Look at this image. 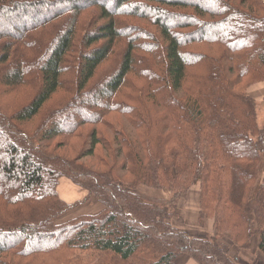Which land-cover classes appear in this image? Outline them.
Listing matches in <instances>:
<instances>
[{
  "label": "trees",
  "instance_id": "trees-1",
  "mask_svg": "<svg viewBox=\"0 0 264 264\" xmlns=\"http://www.w3.org/2000/svg\"><path fill=\"white\" fill-rule=\"evenodd\" d=\"M204 1L0 0V83L36 94L16 113L0 108L8 148L0 156V240H10L0 245V264H177L183 255L242 264L222 240L242 251L256 235L264 256V123L249 93L264 83V0ZM89 8L98 10L93 29L82 25ZM189 8L197 12H181ZM206 13L215 20L201 19ZM122 16L150 21L164 44L133 35L124 46ZM201 45L214 53L194 49ZM119 50L106 86L92 83ZM67 73L75 79L65 84ZM60 88L71 99L41 127L74 112L69 127L39 134L14 123L34 120ZM93 92L98 100L78 105ZM73 138L82 143L76 158L56 152ZM62 179L85 197L63 199ZM192 187L214 236L176 227ZM93 200L100 211L66 218Z\"/></svg>",
  "mask_w": 264,
  "mask_h": 264
},
{
  "label": "rangeland",
  "instance_id": "rangeland-1",
  "mask_svg": "<svg viewBox=\"0 0 264 264\" xmlns=\"http://www.w3.org/2000/svg\"><path fill=\"white\" fill-rule=\"evenodd\" d=\"M197 2L200 3L203 8L209 6L207 1L197 0ZM150 4L153 6L157 5V4H153V3H150ZM46 9L47 8H43L42 10H46ZM97 11H98L97 9L93 10L92 8H89L86 10V13H84L81 16V17H83V19L86 20V21L83 20V22H82L83 28L93 29L94 27H96L94 25V22H91L92 20H89V19H91L90 17L94 16L97 13ZM191 11H196V10L194 8L181 10V12H184V13L185 12L190 13ZM73 16H74V14H72V17ZM81 17H80V19H81ZM119 19L121 21L120 25L122 26V29L124 30V33L122 35H127L125 38L122 39L124 42V46L126 45L125 41L128 39V37H132L133 35L141 36L142 38H144L145 42H147V40L145 38H148V37L153 35V37H158L159 40L161 41V43L164 44L162 37H160V35H161L160 31L155 26H153L150 23V21L144 20L141 18H133L130 16H122ZM201 19H204L205 21L206 20L207 21H214L215 17L213 15H209L206 13V14H203V17H201ZM63 21H64V19L61 20V23H63ZM68 26H69V24H68ZM190 31H192V30H190ZM16 33H17V31H16ZM153 37H152L150 42H155ZM240 39H242V38H240ZM188 49H190V47H188ZM191 49H193V46L191 47ZM194 49L199 50V51H210V53L211 52L214 53L213 50H211L209 47L204 46V45L194 46ZM122 54H123V52L121 50L116 52V54L113 55L111 57V59L109 61H107L106 64L100 69L99 75L96 77V79L92 80V83H94V81H99V82L103 83V84H101L102 87L106 86L105 82L107 81L108 77H110V75H112L115 72L118 64L121 61ZM64 79H65V84H67L71 80L75 79V76L72 73H67L66 76H64ZM134 79L137 80L136 78H134ZM251 90H254V94L251 93ZM249 93L251 95H253V97H255V99L258 102V105L260 107L259 121L263 124L264 123V83L254 84L253 86H251L249 88ZM35 95H36L35 90H34V88L30 87V85H23V86H20L19 88L14 89V88L7 87V86L3 85L2 83H0V108L3 109L4 111L8 112V113H16L21 108H23L24 105L31 102V100L33 99V97ZM70 99H71V95L68 94L65 89L60 88L52 96V98L44 105V108L37 115V117H35L34 120L24 122V123H22L23 125L20 122H18L17 120H15L16 122L14 121V123H16L18 125V127L21 128V126H22L24 130L31 131V132H33L34 130L40 129L39 134H42L44 132L45 128L47 130H49V129H53L54 127H57V128L69 127L74 121L79 119L78 116L74 112L68 113L69 116H66V117L61 116L60 119L51 120L49 122L48 127H46V126L41 127V125H42L43 121L45 120V117L47 116L48 112H50L52 110H55V111L58 110L66 102H68ZM98 99L99 98L97 97L96 92H93L92 94H89L87 96H84V97L77 99L76 102H78V105H79V103L81 101H85V102L87 101V102L92 103ZM90 103H88V104H90ZM86 104L87 103H85L83 105V108H85V110L82 109V113L84 114V116H87L86 114H88V109L90 108V105H88V104L86 105ZM71 114H73V115H71ZM88 116H92V115H88ZM91 127H92L91 125H86L83 128V130L85 132H88L91 129ZM100 129L102 131H106L104 125H101ZM60 141L61 140L59 139L58 142L60 143ZM81 144H82L81 140L73 138L72 142H66L64 144H60V145H62L61 148H54V149H56V152L61 154V155H65V156H68L71 158H76L78 155V150L81 147ZM5 145H6L5 141L0 135V156H3V154H5L6 150L8 149V148H6V150H4ZM83 160L90 163L94 160V158L89 157V158L83 159ZM82 191H84V190H82ZM140 191L143 193L149 194V195H155V196L161 195L160 190L148 188V187L147 188L146 187H140ZM196 191H199L198 188L192 187L189 191L190 194L188 193V197L185 200L178 203L180 218L175 220L176 227H179V229L185 230L186 232H189L192 235H193V232L197 233V234L205 233L206 230L203 228L205 226L207 227V221H208L207 218H205L204 220L201 219V204H200V198L201 197H200V192H198L196 194ZM85 195H86V192H85ZM166 196H168V194L167 195L164 194V197H166ZM83 198H81V199H83ZM76 201H78V200H76ZM69 203H71V202H69ZM95 207H99L98 210H96ZM100 208L102 209V206L93 200V201L86 203V205H84L83 207L77 208V209L69 212L68 213L69 216L66 215V218H74L80 214H94V213H97L98 211H100L101 210ZM203 223H205L204 226L201 225ZM213 227H214V225H213ZM189 228L192 229L193 232L190 231ZM210 232L211 233H208V235H206V237L207 236H214L217 234L215 227H214V229L212 228V230ZM223 240H222V242L230 245L229 246L230 247L229 256L231 258H234L233 255H235L238 247L234 246L233 243H230L228 241V239H225L224 241ZM8 241H10V240L8 239ZM8 241L5 239H2V240H0V245H3ZM258 241H259V236L256 235L255 239L252 242L251 248H249V249L245 248L242 251H239V249H238V251L240 252L239 257L241 259L240 263H242V264H264V256L261 254V251L259 250V248L257 246ZM31 243L34 244V239L31 241ZM243 254L244 255L246 254V259H244L242 257ZM177 264H178V260H177Z\"/></svg>",
  "mask_w": 264,
  "mask_h": 264
},
{
  "label": "crops",
  "instance_id": "crops-1",
  "mask_svg": "<svg viewBox=\"0 0 264 264\" xmlns=\"http://www.w3.org/2000/svg\"><path fill=\"white\" fill-rule=\"evenodd\" d=\"M251 93L254 94V90H251ZM147 188V187H146ZM197 188V187H196ZM59 193L61 195V197L65 200H67V202H74L76 200H79L81 198H83L85 196V192L82 191L79 187H77L75 184H73L71 181H69L68 179H62L61 180V183L59 185ZM199 191H196V194L198 192H200V189L198 188ZM159 192V191H158ZM146 194V193H145ZM165 193H163L161 191V195H150V196H154V197H162L164 196ZM190 194V193H189ZM149 195V194H147ZM69 200H68V199ZM99 207H95L96 210H98ZM101 209V208H100ZM207 227L205 226L203 229H205V233H201V234H197V233H194L192 231V229H190V231L193 232V235H196L198 237H206V235H208V233H211L210 231L212 230V228L214 229L213 225H214V220L213 219H210V218H207ZM209 222V223H208ZM201 225H205V223L201 224ZM232 252V251H231ZM240 252L237 250L235 255H233L234 257L236 255H239ZM242 257L244 259H246V254L242 255ZM178 264H199L195 259H193L192 257H190L189 255H183L181 257L178 258Z\"/></svg>",
  "mask_w": 264,
  "mask_h": 264
}]
</instances>
